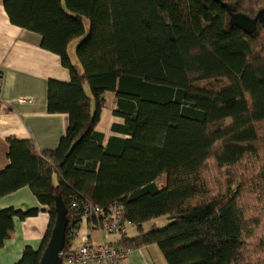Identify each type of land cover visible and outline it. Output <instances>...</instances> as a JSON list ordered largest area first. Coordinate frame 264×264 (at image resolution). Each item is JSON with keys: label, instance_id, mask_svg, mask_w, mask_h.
<instances>
[{"label": "trees", "instance_id": "obj_1", "mask_svg": "<svg viewBox=\"0 0 264 264\" xmlns=\"http://www.w3.org/2000/svg\"><path fill=\"white\" fill-rule=\"evenodd\" d=\"M222 1L252 17L264 9V0ZM4 7L71 73L69 82H48V111L69 115L59 145L38 151L33 141L7 140L0 198L28 185L50 213L41 247L26 246L17 264H39L58 195L72 223L65 250L81 226L77 197L106 216L121 205L138 233L118 244H156L168 264H264V253L253 254L264 248L257 232L264 226V20L247 34L216 0H5ZM80 37L82 72L69 54ZM107 91L123 118L112 128L130 137L104 143L96 127ZM38 213L1 209L0 247L15 217ZM161 217L166 226H143Z\"/></svg>", "mask_w": 264, "mask_h": 264}, {"label": "crops", "instance_id": "obj_2", "mask_svg": "<svg viewBox=\"0 0 264 264\" xmlns=\"http://www.w3.org/2000/svg\"><path fill=\"white\" fill-rule=\"evenodd\" d=\"M4 1L0 0V72L3 76L0 89V169L9 163L7 140L10 137L33 141L38 151L51 150L59 145L69 126V115L48 111V82L50 79L63 82L71 80V73L63 66L60 56L40 46V34L10 21ZM77 39L72 48L69 45V54L82 72V65L76 55V46L82 37ZM104 96L106 106L101 111L96 127L105 134L104 143L110 136L129 138L130 135L112 128L113 123L123 122V118L113 114L117 106L115 93L107 91ZM7 207L22 210L39 208L38 214L24 220L15 217L14 234L0 247V264H17L26 246L34 249L41 247L49 228L50 213L28 185L0 198V210ZM157 220L167 222L165 217H161L143 226H153ZM130 227L137 231L136 227L129 226L127 233ZM83 235H89L93 242L102 239L114 243L120 241L118 234H100L90 229L84 220L75 242L80 243ZM122 264L168 263L159 246L152 244L131 250Z\"/></svg>", "mask_w": 264, "mask_h": 264}, {"label": "built area", "instance_id": "obj_3", "mask_svg": "<svg viewBox=\"0 0 264 264\" xmlns=\"http://www.w3.org/2000/svg\"><path fill=\"white\" fill-rule=\"evenodd\" d=\"M2 80L3 76L0 72V89ZM72 209H81L80 222L82 223L84 220L90 229L97 230L103 235L116 233L120 236L122 232H126L129 226H132L124 220L123 209L119 204L113 205L106 216L107 213L104 212L102 207L83 204L75 197L74 202H72ZM69 225L72 226L71 221ZM80 229L71 230L69 248L67 250L63 249L61 252L64 264H122L131 252L129 248L121 246L118 243L106 242L103 239L100 243H94L89 238V235H83L81 242L76 243L75 241L80 235Z\"/></svg>", "mask_w": 264, "mask_h": 264}, {"label": "water", "instance_id": "obj_4", "mask_svg": "<svg viewBox=\"0 0 264 264\" xmlns=\"http://www.w3.org/2000/svg\"><path fill=\"white\" fill-rule=\"evenodd\" d=\"M220 2L223 7L230 12L229 23L236 26L247 34H253L257 30L259 22L264 20V9H261L254 17L238 12L231 11V6L222 0ZM56 211L57 216L51 232L49 241L42 253L39 264H63V259L60 253L66 245L67 227L69 224V210L61 195L56 197Z\"/></svg>", "mask_w": 264, "mask_h": 264}, {"label": "rangeland", "instance_id": "obj_5", "mask_svg": "<svg viewBox=\"0 0 264 264\" xmlns=\"http://www.w3.org/2000/svg\"><path fill=\"white\" fill-rule=\"evenodd\" d=\"M77 40H78L77 38L72 40V42H71V44H70L71 48L74 46V44H75V42H76ZM165 223H166L165 221L157 220L155 225H156L157 227L162 228V227L166 226L167 223H166V224H165ZM150 227H151L150 224L146 225V229H148V228H150ZM128 228H129V227H128ZM128 228H127V229H128ZM137 232H138V231H136L135 229H131V227H130V229L128 230L127 235H128V236H134V235H137ZM257 232H258L259 234H262V235L264 236V226H263L262 228H260ZM254 239H255V237H254ZM254 239H253V240H254ZM100 242H101V241L98 242V240H95L94 243H100ZM253 245H255V243H254ZM261 253H264V248L261 249L259 252H254L253 254H254V256H256L257 254H261ZM258 256H259V255H258ZM260 258H261V256H260Z\"/></svg>", "mask_w": 264, "mask_h": 264}, {"label": "bare ground", "instance_id": "obj_6", "mask_svg": "<svg viewBox=\"0 0 264 264\" xmlns=\"http://www.w3.org/2000/svg\"><path fill=\"white\" fill-rule=\"evenodd\" d=\"M69 218V217H68ZM68 226H69V224H68ZM126 232H122L121 234H120V236L121 235H123V234H125ZM66 238H67V235H66ZM66 241H67V239H66ZM62 253H60V255H61ZM62 257V256H61Z\"/></svg>", "mask_w": 264, "mask_h": 264}]
</instances>
